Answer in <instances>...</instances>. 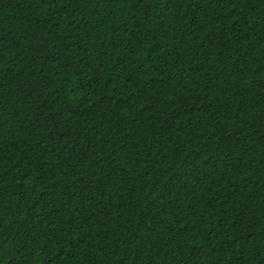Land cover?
<instances>
[{
  "label": "trees",
  "instance_id": "16d2710c",
  "mask_svg": "<svg viewBox=\"0 0 264 264\" xmlns=\"http://www.w3.org/2000/svg\"><path fill=\"white\" fill-rule=\"evenodd\" d=\"M0 264H264V0H0Z\"/></svg>",
  "mask_w": 264,
  "mask_h": 264
}]
</instances>
